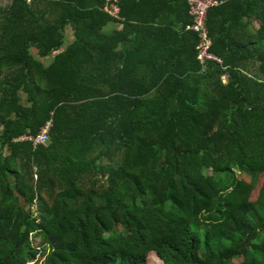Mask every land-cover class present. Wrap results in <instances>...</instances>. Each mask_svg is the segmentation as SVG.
Here are the masks:
<instances>
[{"label": "trees", "instance_id": "obj_1", "mask_svg": "<svg viewBox=\"0 0 264 264\" xmlns=\"http://www.w3.org/2000/svg\"><path fill=\"white\" fill-rule=\"evenodd\" d=\"M216 1L203 66L188 0L0 6V264H264V0Z\"/></svg>", "mask_w": 264, "mask_h": 264}, {"label": "built area", "instance_id": "obj_2", "mask_svg": "<svg viewBox=\"0 0 264 264\" xmlns=\"http://www.w3.org/2000/svg\"><path fill=\"white\" fill-rule=\"evenodd\" d=\"M119 0H108V4L104 7V10L114 16L119 15ZM189 12L192 17V23L186 28V31L192 32L197 35L198 44L196 47V60L203 66L207 61L220 62L218 58L210 53L212 42L208 37V33L205 27L206 13L209 8L217 4L216 0H188ZM53 127V120L47 122L42 131L35 136L23 135L18 140L30 141L35 146L48 145L50 141V133Z\"/></svg>", "mask_w": 264, "mask_h": 264}, {"label": "rangeland", "instance_id": "obj_3", "mask_svg": "<svg viewBox=\"0 0 264 264\" xmlns=\"http://www.w3.org/2000/svg\"><path fill=\"white\" fill-rule=\"evenodd\" d=\"M10 0H0V6L7 5ZM68 39H71V34L69 32ZM32 52L37 54V51L34 49ZM41 239L37 241V244L40 242ZM149 264H164L163 261L157 256L155 252H152L149 255Z\"/></svg>", "mask_w": 264, "mask_h": 264}, {"label": "crops", "instance_id": "obj_4", "mask_svg": "<svg viewBox=\"0 0 264 264\" xmlns=\"http://www.w3.org/2000/svg\"><path fill=\"white\" fill-rule=\"evenodd\" d=\"M119 26L116 25V24H110L107 28H106V32L109 34V33H112L114 30L118 29ZM255 28L258 29V23L255 24Z\"/></svg>", "mask_w": 264, "mask_h": 264}]
</instances>
